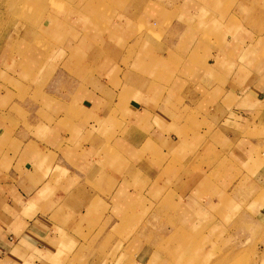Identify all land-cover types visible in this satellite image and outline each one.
<instances>
[{"label": "crops", "instance_id": "0c3cea01", "mask_svg": "<svg viewBox=\"0 0 264 264\" xmlns=\"http://www.w3.org/2000/svg\"><path fill=\"white\" fill-rule=\"evenodd\" d=\"M62 1L0 60V264H187L263 224L264 0Z\"/></svg>", "mask_w": 264, "mask_h": 264}, {"label": "rangeland", "instance_id": "374dc122", "mask_svg": "<svg viewBox=\"0 0 264 264\" xmlns=\"http://www.w3.org/2000/svg\"><path fill=\"white\" fill-rule=\"evenodd\" d=\"M233 1L226 0V4ZM57 2L58 0H0V60H7V65L11 64L8 61L12 60L11 55L16 51L18 38L27 34L26 32L34 35L44 33L42 28L48 21L50 5ZM63 5L59 3L57 6L62 8ZM53 10L56 11L57 7ZM35 43L40 47L45 41L39 38ZM258 158H262L260 153ZM229 224L231 227H241L242 231L212 227L203 237L195 238L196 246L188 254L192 260L187 264H264V223L258 228L248 221L239 222L238 225L233 222L227 225Z\"/></svg>", "mask_w": 264, "mask_h": 264}]
</instances>
